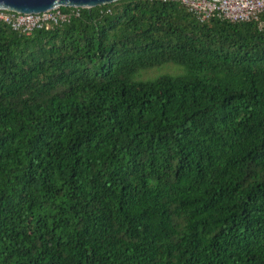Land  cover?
<instances>
[{
	"label": "trees",
	"instance_id": "1",
	"mask_svg": "<svg viewBox=\"0 0 264 264\" xmlns=\"http://www.w3.org/2000/svg\"><path fill=\"white\" fill-rule=\"evenodd\" d=\"M0 264H264V27L179 0L0 24Z\"/></svg>",
	"mask_w": 264,
	"mask_h": 264
},
{
	"label": "built area",
	"instance_id": "2",
	"mask_svg": "<svg viewBox=\"0 0 264 264\" xmlns=\"http://www.w3.org/2000/svg\"><path fill=\"white\" fill-rule=\"evenodd\" d=\"M200 22L217 18L230 22H257L264 27V0H179ZM81 8H55L41 13L22 14L0 10V24L29 35L35 30H48L79 16ZM263 18V19H261Z\"/></svg>",
	"mask_w": 264,
	"mask_h": 264
},
{
	"label": "water",
	"instance_id": "3",
	"mask_svg": "<svg viewBox=\"0 0 264 264\" xmlns=\"http://www.w3.org/2000/svg\"><path fill=\"white\" fill-rule=\"evenodd\" d=\"M119 0H0V10L35 14L55 8H84L91 10L94 7L103 6Z\"/></svg>",
	"mask_w": 264,
	"mask_h": 264
},
{
	"label": "rangeland",
	"instance_id": "4",
	"mask_svg": "<svg viewBox=\"0 0 264 264\" xmlns=\"http://www.w3.org/2000/svg\"><path fill=\"white\" fill-rule=\"evenodd\" d=\"M184 69L178 65L168 63L162 66L154 67L149 70L141 71L137 74L134 79L136 80H153L161 75H182Z\"/></svg>",
	"mask_w": 264,
	"mask_h": 264
}]
</instances>
